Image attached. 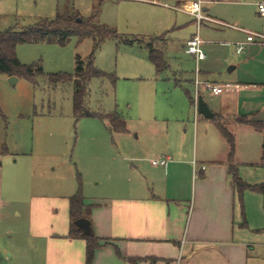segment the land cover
<instances>
[{
  "label": "rangeland",
  "instance_id": "rangeland-1",
  "mask_svg": "<svg viewBox=\"0 0 264 264\" xmlns=\"http://www.w3.org/2000/svg\"><path fill=\"white\" fill-rule=\"evenodd\" d=\"M183 1L188 0H0V31L78 14L116 30L119 37L106 39L94 54L95 66L112 78L91 79L89 106L95 112L118 111L128 128L111 132L100 116L77 118L74 84L49 80L52 73L73 74L77 55L87 62L93 38L18 45L20 61L40 63L44 74L35 82L18 75L12 85V76L0 72V264L41 260L35 256L41 242L32 234L35 205L50 219L55 199L80 191L88 203L119 195V184L136 178L134 166L143 159L206 150L205 119L199 114L196 120L190 99L196 63L183 47L197 25L175 8ZM259 1L264 0H213L204 6L210 15L264 32V18L256 14ZM219 27L203 25L200 33L232 41L235 31ZM148 42L165 50L168 68L157 70ZM204 98L216 107L209 95ZM244 168L242 178H262L264 166ZM258 251L264 255V247Z\"/></svg>",
  "mask_w": 264,
  "mask_h": 264
},
{
  "label": "crops",
  "instance_id": "crops-1",
  "mask_svg": "<svg viewBox=\"0 0 264 264\" xmlns=\"http://www.w3.org/2000/svg\"><path fill=\"white\" fill-rule=\"evenodd\" d=\"M202 1L205 14L223 23L205 20L201 28L218 25L219 30L235 31L232 41L212 33L201 35L207 56L199 63V77L216 84H232L219 95L203 92V98L207 94L216 101V107L211 108L204 98L215 114L213 118L205 117L198 109L195 114L196 120L199 114L205 119L207 148L201 154L167 152L154 157L166 155L167 165L143 159L134 166L136 178L119 184V195L92 203L84 200L85 217L93 233L101 242H108L97 249L93 264H264V255L258 251L264 247V196L251 189L240 192L235 186L229 172L230 146L215 121L217 115L221 116L235 134L239 170L241 166H264V133L238 121L242 115L264 120V40L248 42L247 31L264 32L210 15L204 2L213 0ZM261 2L255 4L256 14L264 18L259 9ZM196 32L190 33L184 48ZM239 42L246 43L241 53L237 52ZM158 49L165 56V50ZM189 55L197 68L196 57ZM196 68L191 79L193 87ZM261 176L250 179L244 175L243 179L250 184L264 183V168ZM69 198L55 199L58 206L50 210V219L35 205L32 234L41 242L36 248L39 255H35L41 260L25 264H86V239L69 235L73 223ZM127 257L141 260L134 263Z\"/></svg>",
  "mask_w": 264,
  "mask_h": 264
},
{
  "label": "trees",
  "instance_id": "trees-1",
  "mask_svg": "<svg viewBox=\"0 0 264 264\" xmlns=\"http://www.w3.org/2000/svg\"><path fill=\"white\" fill-rule=\"evenodd\" d=\"M118 35L116 30L95 23L93 18H83L79 14L40 20L31 26L8 28L0 31V72L7 73L10 76L23 75L27 79L35 82L37 75L44 74L43 68L38 62L33 64L22 63L17 56V47L19 44L44 41L65 45L70 41L72 36H76L79 41L86 38H93L95 45L87 62L80 55H77L76 69L73 74L65 72L52 73L49 75V80L54 84L67 81L74 84V113L77 118L97 115L106 122L111 132H126L128 130L127 123L118 111L112 113L95 112L89 106L91 95L89 83L91 79L93 77L112 78L110 74L95 66L93 60L94 54L106 39L118 38ZM127 42L130 43L131 41L127 40ZM147 48L149 50V57L157 70L161 72L166 69L168 62L163 51L154 47L151 42L147 43ZM190 99L193 105L195 103L194 97L190 96ZM215 121L230 146L229 172L232 175L235 186L240 192L251 189L259 191L264 196V183L250 184L239 175L238 164L235 163V134L229 130L221 116L217 115ZM238 121L241 123H250L257 130L264 133V120H255L248 115H242L238 118ZM262 159V163L264 164V143ZM69 199L70 212L73 220L69 235L71 237H82L86 239V264H93L97 249L108 242H101L94 233L86 235L76 226L75 220L85 217V197L82 192L80 191L72 195ZM127 259L134 263L141 260V258L135 257H127ZM153 260L155 261L156 259Z\"/></svg>",
  "mask_w": 264,
  "mask_h": 264
},
{
  "label": "built area",
  "instance_id": "built-area-1",
  "mask_svg": "<svg viewBox=\"0 0 264 264\" xmlns=\"http://www.w3.org/2000/svg\"><path fill=\"white\" fill-rule=\"evenodd\" d=\"M176 8L186 11L187 13L193 15L197 21V26H198L197 32L186 43V51L189 54H193L197 60L196 77L194 80V93H195L194 100L197 110L198 99L200 96H202L203 91L210 92L215 95H219L223 93L226 88L232 86V84L229 82L224 84H216L209 81H203L199 77V63L207 56L204 49V39L200 33L201 25L205 20L218 22V23H223V22H220L205 14L202 0L185 1ZM259 9L261 14L264 15V2L259 3ZM247 33H248V37H247L248 42H254L256 41V38H260L261 40H264V34L253 31H247ZM245 45H246L245 42H239L237 45V52L238 53L243 52L245 49ZM168 161L169 158L162 157V158L154 159L153 164L167 165ZM203 168H205V166H203Z\"/></svg>",
  "mask_w": 264,
  "mask_h": 264
},
{
  "label": "water",
  "instance_id": "water-1",
  "mask_svg": "<svg viewBox=\"0 0 264 264\" xmlns=\"http://www.w3.org/2000/svg\"><path fill=\"white\" fill-rule=\"evenodd\" d=\"M18 81L17 76H12L10 79V82L12 85H15ZM198 112L202 115H204L207 118H213L215 116L214 112L209 107L208 103L204 100L202 96L198 99V105H197ZM76 226L83 231L84 234L90 235L93 233L91 222L86 217H81L75 220Z\"/></svg>",
  "mask_w": 264,
  "mask_h": 264
}]
</instances>
